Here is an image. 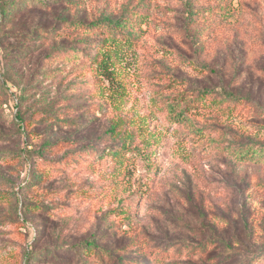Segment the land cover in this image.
<instances>
[{
  "label": "rangeland",
  "instance_id": "1",
  "mask_svg": "<svg viewBox=\"0 0 264 264\" xmlns=\"http://www.w3.org/2000/svg\"><path fill=\"white\" fill-rule=\"evenodd\" d=\"M70 3L0 24V264H264V0Z\"/></svg>",
  "mask_w": 264,
  "mask_h": 264
},
{
  "label": "trees",
  "instance_id": "2",
  "mask_svg": "<svg viewBox=\"0 0 264 264\" xmlns=\"http://www.w3.org/2000/svg\"><path fill=\"white\" fill-rule=\"evenodd\" d=\"M53 3H63L64 7H66V5L71 4L70 0H3L0 1V24H2L5 20V17L8 15V13H16V12H23V14L25 15H29L30 12L37 14L39 17H43L45 16V14H51L54 10H58V7H54ZM61 5V4H60ZM61 12H55V15L58 13V21H61L62 17H64V15L62 14V12H64L63 10H65V8H63V6H60ZM56 18V17H55ZM68 21L66 20V18H63V23H67ZM42 24L44 23L41 22ZM40 23V25H41ZM82 24V23H80ZM98 23H93V25H95ZM102 24V23H101ZM123 24V20L122 19H118V20H113V19H108L106 23H103L102 25L104 27L107 28H112V29H116L118 27H121ZM83 25V24H82ZM85 26L87 25H91L92 24H84ZM101 26V25H100ZM108 60V59H107ZM102 65L105 64L104 60L101 61ZM104 73H108V69L104 68L102 70ZM221 89V88H218ZM213 91L211 89H205L203 91V95H206L208 93H212ZM222 98L224 99H228L232 102H240L243 101L245 99H248V97H244L243 96H238L236 93H234L233 91L227 90V89H223L222 91ZM109 130H111L109 133H107L109 136L111 137H117L119 136L117 132H115L114 129L109 128ZM242 152V151H241ZM240 152V153H241ZM255 152V150H249L248 148H246V150L244 151L243 157H248L249 155L252 156V153ZM260 152H264V148L261 149ZM227 248L228 251L232 252L229 249V246L226 245L225 246ZM77 248H79V251L76 252V254H73L75 257V264H89L86 261V254H88L89 252H93L94 256L100 260V264H111V260L112 263L113 261H115L114 255L112 250H102L101 248L98 247V245L96 244V242L94 240H85L84 242H82ZM75 250V248L73 249ZM230 254V253H229ZM31 255L30 253L25 255L24 258V262L25 264H29L30 260H31ZM105 258H106V262H105ZM125 259H122L120 261L119 264H139L137 261H130L128 263Z\"/></svg>",
  "mask_w": 264,
  "mask_h": 264
}]
</instances>
